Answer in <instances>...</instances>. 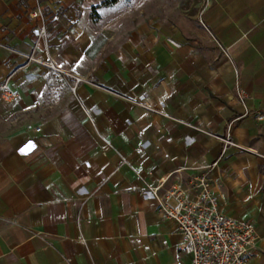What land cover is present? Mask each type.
<instances>
[{
    "label": "crops",
    "instance_id": "crops-1",
    "mask_svg": "<svg viewBox=\"0 0 264 264\" xmlns=\"http://www.w3.org/2000/svg\"><path fill=\"white\" fill-rule=\"evenodd\" d=\"M37 43L66 74L27 59ZM0 44L19 95L0 90V264H187L140 190L194 202L206 173L264 264V0H0ZM75 76L92 84L73 94Z\"/></svg>",
    "mask_w": 264,
    "mask_h": 264
},
{
    "label": "built area",
    "instance_id": "built-area-1",
    "mask_svg": "<svg viewBox=\"0 0 264 264\" xmlns=\"http://www.w3.org/2000/svg\"><path fill=\"white\" fill-rule=\"evenodd\" d=\"M208 1V0H206ZM35 18L41 17L42 11L33 12ZM45 37V29L41 30L40 39ZM35 46L33 53L26 56L30 62L45 66L59 73L66 72L52 59L51 56L39 57L36 55ZM1 47L10 49L8 46ZM227 53V52H226ZM69 75V74H68ZM75 84L71 86V92L77 93L81 83L92 84L89 80L75 76ZM10 78H7L0 86L2 96L7 101H14L18 98V93L9 86ZM239 102L246 107L251 100V95L237 88ZM145 110L166 116V114L156 108L151 102H135ZM264 116L259 115L258 120H263ZM28 130L41 132V127L27 126ZM224 143V150L236 148L241 151L246 149L236 143L229 134L225 138L215 136ZM158 186L146 184L140 190L143 196L152 195L158 202L157 211L166 220L177 223L179 233L183 238L182 251L190 257L187 264H248L251 253L257 250L258 235L256 226L251 221H239L227 216L220 207V199L213 192L208 174L195 179L192 184L193 190L197 193V200L191 201L187 194L180 190H169L162 193L161 189L165 181L162 180ZM176 264H185L181 261Z\"/></svg>",
    "mask_w": 264,
    "mask_h": 264
},
{
    "label": "trees",
    "instance_id": "trees-1",
    "mask_svg": "<svg viewBox=\"0 0 264 264\" xmlns=\"http://www.w3.org/2000/svg\"><path fill=\"white\" fill-rule=\"evenodd\" d=\"M118 0H102V4L105 6H111L115 4Z\"/></svg>",
    "mask_w": 264,
    "mask_h": 264
},
{
    "label": "snow or ice",
    "instance_id": "snow-or-ice-1",
    "mask_svg": "<svg viewBox=\"0 0 264 264\" xmlns=\"http://www.w3.org/2000/svg\"><path fill=\"white\" fill-rule=\"evenodd\" d=\"M30 150V149H29Z\"/></svg>",
    "mask_w": 264,
    "mask_h": 264
}]
</instances>
